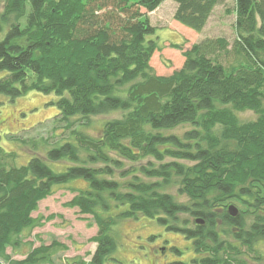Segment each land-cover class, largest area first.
<instances>
[{
	"label": "trees",
	"instance_id": "1",
	"mask_svg": "<svg viewBox=\"0 0 264 264\" xmlns=\"http://www.w3.org/2000/svg\"><path fill=\"white\" fill-rule=\"evenodd\" d=\"M163 1L1 0L0 94L55 95L45 124L62 133L50 144L9 134L32 152L25 163L0 145V264L117 262V226L139 216L190 240L195 264H264V0H233V40L192 43L168 76L149 65L161 47L140 10ZM173 1V19L199 32L226 0ZM97 116L107 119L89 133ZM73 180L86 186L64 205L91 216L95 249L56 263L66 244L22 236L42 225L38 202Z\"/></svg>",
	"mask_w": 264,
	"mask_h": 264
},
{
	"label": "rangeland",
	"instance_id": "2",
	"mask_svg": "<svg viewBox=\"0 0 264 264\" xmlns=\"http://www.w3.org/2000/svg\"><path fill=\"white\" fill-rule=\"evenodd\" d=\"M175 6L173 0H164L153 11L147 12L144 8H140L155 26V32L151 37L156 39L161 47L153 53L149 61L156 75L168 76L180 69L184 60L182 50L206 36H223L229 42L234 37L233 0H226L223 4L215 6L205 27L199 32L173 19ZM3 34L4 32L0 37ZM173 44H178L182 49L173 47ZM222 61H226L225 65L231 63L232 55L228 54ZM55 99L53 94L34 90L14 99L0 94V145L5 150L17 151L20 155L19 162H27L32 152L27 147L21 146L19 139L8 137L9 134L32 136L36 139L43 137L49 144L61 138L60 129L52 131V125L45 124L47 121L51 122L53 116L58 113L56 105L51 103ZM238 116L241 120L255 117L251 111L238 112ZM105 119L106 116L92 118L91 125L87 128L89 133H97ZM186 127L189 126L178 127L175 132L180 133ZM39 150L42 155L43 147L40 146ZM47 162L52 168L57 169L55 163ZM85 186L82 180H73L68 184L55 186L53 193L39 201L37 210L32 213L33 217H42V225L34 227L30 233L24 231L22 236L24 242H31L33 247L42 243L49 244L54 239L66 244L67 250L60 252L54 258L56 263L77 256L89 260V255L95 249V243L90 241V238L96 234V226L92 224L90 215L80 213L76 207L70 208L64 205L74 196L71 187ZM171 192L176 194L175 187L171 188ZM117 233V245L113 252L117 262L110 261L109 264H179L175 261L195 264L191 261L194 257L191 241L186 240L178 232L160 226L154 219L139 216L121 222L117 226ZM152 235L154 237L150 238ZM173 247H176L180 253ZM258 248L264 252V241L258 244ZM28 250V244H22L14 251L10 247L7 248V252L14 259H22Z\"/></svg>",
	"mask_w": 264,
	"mask_h": 264
}]
</instances>
